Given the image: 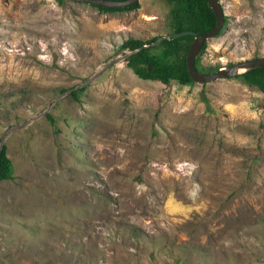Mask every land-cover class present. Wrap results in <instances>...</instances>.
<instances>
[{"label": "rangeland", "instance_id": "374dc122", "mask_svg": "<svg viewBox=\"0 0 264 264\" xmlns=\"http://www.w3.org/2000/svg\"><path fill=\"white\" fill-rule=\"evenodd\" d=\"M219 2L204 72L264 56V0ZM136 4L0 0V264H264V94L138 77L119 44L171 26Z\"/></svg>", "mask_w": 264, "mask_h": 264}, {"label": "trees", "instance_id": "16d2710c", "mask_svg": "<svg viewBox=\"0 0 264 264\" xmlns=\"http://www.w3.org/2000/svg\"><path fill=\"white\" fill-rule=\"evenodd\" d=\"M164 1L170 4L169 13L171 31L190 29L196 32H202L209 29L214 24V16L211 9L207 6L206 0ZM94 6L99 10H131L136 8L137 4L129 7ZM223 26L217 34L220 33ZM155 38L156 37H152L146 42L132 38L123 40L119 44V47L132 52L126 57L127 66L142 79L154 80L163 84H168L171 79H175L183 84L193 83L194 81L188 74L185 62L188 43L192 38V35L184 34L169 37L168 39L161 40L156 45L135 51L142 44L151 43ZM203 46L205 47L204 44ZM194 63L196 68L200 70L201 66L198 57L195 58ZM217 68L218 67H214L212 69ZM236 76L240 77L248 86L256 87L264 94V67L248 71L245 70L236 74ZM71 93L75 94L76 91L72 90ZM10 178L11 163L5 155V148L2 145L0 146V182Z\"/></svg>", "mask_w": 264, "mask_h": 264}, {"label": "water", "instance_id": "95a60500", "mask_svg": "<svg viewBox=\"0 0 264 264\" xmlns=\"http://www.w3.org/2000/svg\"><path fill=\"white\" fill-rule=\"evenodd\" d=\"M73 2H85L91 5H98L102 7H129L137 3V0H68ZM207 6L211 9L214 16V24L207 30L202 32H196L190 29H184L180 31H169L164 35L157 36L154 41L148 44H142L135 51L141 48H147L148 46L156 45L163 39L169 37L180 36L184 34H191L192 38L188 43V48L185 55V62L188 74L194 82H209L221 77H232L242 71L252 70L260 67H264V56L254 57L251 59H242L232 62L227 66H222L216 70L204 72L196 68L195 58L198 55L200 49L208 38L214 37L221 29L224 23V11L219 0H206ZM132 52H128L127 56Z\"/></svg>", "mask_w": 264, "mask_h": 264}, {"label": "clouds", "instance_id": "9594fccd", "mask_svg": "<svg viewBox=\"0 0 264 264\" xmlns=\"http://www.w3.org/2000/svg\"><path fill=\"white\" fill-rule=\"evenodd\" d=\"M197 57V56H196ZM219 68V67H218ZM216 70V69H215Z\"/></svg>", "mask_w": 264, "mask_h": 264}]
</instances>
